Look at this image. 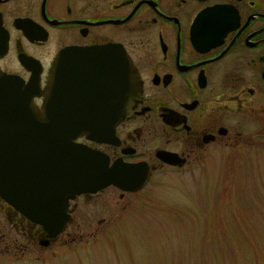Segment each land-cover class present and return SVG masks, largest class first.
Returning a JSON list of instances; mask_svg holds the SVG:
<instances>
[{
    "label": "flooded vegetation",
    "instance_id": "flooded-vegetation-1",
    "mask_svg": "<svg viewBox=\"0 0 264 264\" xmlns=\"http://www.w3.org/2000/svg\"><path fill=\"white\" fill-rule=\"evenodd\" d=\"M103 46L125 51L140 95L109 140L79 131L74 142L109 166L149 172V180L137 191L110 185L71 199L73 221L46 246L42 226L0 195L2 255L36 253L81 235V201L108 188L123 198L144 190L157 172L203 171L264 142V0H0L1 72L37 80L43 91L63 49L88 53L75 58L69 77L78 81L59 98L79 127L106 125L98 111H114L115 69L89 64L97 59L90 60L91 49Z\"/></svg>",
    "mask_w": 264,
    "mask_h": 264
},
{
    "label": "rangeland",
    "instance_id": "rangeland-1",
    "mask_svg": "<svg viewBox=\"0 0 264 264\" xmlns=\"http://www.w3.org/2000/svg\"><path fill=\"white\" fill-rule=\"evenodd\" d=\"M206 168L108 188L81 201V235L0 264H264V142Z\"/></svg>",
    "mask_w": 264,
    "mask_h": 264
},
{
    "label": "water",
    "instance_id": "water-1",
    "mask_svg": "<svg viewBox=\"0 0 264 264\" xmlns=\"http://www.w3.org/2000/svg\"><path fill=\"white\" fill-rule=\"evenodd\" d=\"M85 56L86 50L63 49L49 71L43 91L38 90L37 80L25 82L17 75L0 71V195L42 226L47 237L42 241L44 246L73 221L68 213L71 199L97 193L110 185L137 191L147 184L150 176L149 172H130L133 166L119 162L109 166L106 157L74 142L79 131L90 133L91 138L109 140L141 91L123 49L110 46L95 52L91 49L90 60L97 59L90 61V65L96 63L104 69L112 68L113 72L115 69L114 111H98L106 116L107 123L98 128L72 123L66 101L59 98L61 88L65 90L67 84L78 81L69 77L70 67L77 63L75 58ZM40 95L43 102L37 104L35 97Z\"/></svg>",
    "mask_w": 264,
    "mask_h": 264
}]
</instances>
